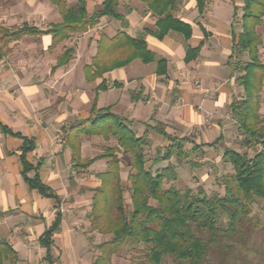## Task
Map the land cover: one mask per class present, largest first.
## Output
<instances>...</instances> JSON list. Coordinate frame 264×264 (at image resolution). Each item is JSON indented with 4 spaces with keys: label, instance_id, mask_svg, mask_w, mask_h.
Returning <instances> with one entry per match:
<instances>
[{
    "label": "crops",
    "instance_id": "crops-1",
    "mask_svg": "<svg viewBox=\"0 0 264 264\" xmlns=\"http://www.w3.org/2000/svg\"><path fill=\"white\" fill-rule=\"evenodd\" d=\"M17 1L18 8L0 13V26L11 29L28 24L43 33L15 41L10 46L12 52L4 50L0 60V242L5 241L14 253L0 264H47V248L41 239L58 216L60 225L51 238L54 264H94L91 236L96 231L91 228L89 214L93 190L101 184L97 176L106 171L107 160L99 159L81 170V164L96 157L93 152L99 143L94 140L103 138L81 136L71 144L72 125L94 116V108H107L129 120L140 132L138 136H148L146 126L158 123L167 125L172 131L168 133H176L178 138H188L198 129L199 136L188 144L199 146L210 170L220 172L226 149L235 146V151L243 152L232 141L238 121L231 112V105L245 97L239 81L243 73L231 55L235 36L243 30L245 0H206L202 6L197 0H178L172 14L188 25L192 34L186 37L170 30L163 38L156 36L158 17L144 2L120 0L122 19L101 18L87 32L74 34L82 36L74 47L70 46L74 35L54 44L53 36L44 33L63 22L56 3ZM103 3L86 0L89 16L101 10ZM66 4L73 8L78 0L74 6L69 0ZM257 32L262 38L260 54L264 18ZM120 33L146 42L154 60L134 59L95 75L97 58L106 65L124 55V49L109 44ZM102 39L105 46L99 51ZM68 49L74 50L73 58L58 67ZM189 50L197 53L190 61ZM161 60L165 63L163 74L158 73ZM240 60L246 62L249 57L243 55ZM230 114L237 128L228 125L225 118ZM260 114L264 119V86ZM206 118L214 122L212 128L204 124ZM25 140L33 145L26 154L32 168L28 176L39 175L55 197L42 195L25 180ZM74 144L80 146L77 161ZM216 180L217 176L213 182Z\"/></svg>",
    "mask_w": 264,
    "mask_h": 264
},
{
    "label": "trees",
    "instance_id": "trees-1",
    "mask_svg": "<svg viewBox=\"0 0 264 264\" xmlns=\"http://www.w3.org/2000/svg\"><path fill=\"white\" fill-rule=\"evenodd\" d=\"M51 1L60 7L63 15L61 24L44 32L53 36L54 44L74 34L87 32L103 17L122 19L118 9L120 0H104L102 9L92 16L87 12L86 0H78V4L73 8H67L66 0ZM141 1L158 17V38H163L170 30L181 32L186 37L191 36L190 27L172 14L178 0ZM197 1L202 6L206 0ZM263 18L264 0H245L241 18L243 30L235 36L231 55V59H237V68L243 73L239 81L245 92L242 100L231 105V112L237 118L238 131L243 136L242 144L246 147L261 144L262 149L252 157L231 148L225 150L223 158L233 166L234 173L226 177L223 195L220 192L210 195L203 187H199L197 192L192 189L183 192L175 186L164 188L166 181H175L178 178L176 166L170 161L175 157L182 162L189 157L190 152L185 150V144L190 142L189 138L175 137L164 128L158 127L157 132L170 144L162 155L158 154L153 159V164L169 163L153 171L146 166L148 138L138 136L129 120L114 115L110 109L94 108V116L72 125L69 140L71 144L81 136H97L106 141L113 138L117 141V147L108 148L105 153L81 164L87 169L99 159L107 160L106 171L97 176L101 184L93 190L89 218L93 231L101 235H111L112 238L98 246L100 255L94 264H112L113 255L127 243L144 246V260L136 264H163L168 256L174 257L176 264H202L208 254V244L196 231H208L212 236L226 234L228 238L233 239L250 217L252 205L261 201L264 206V119L260 114L264 62L259 54L262 38L257 32ZM41 33L43 32L38 28L28 24L14 30L0 26V45L3 43L7 46L25 35L35 36ZM109 44L124 49V55L106 65L97 58L94 64L95 75H102L127 65L134 59L140 58L146 63L154 60L146 42L133 39L125 33H120ZM99 46V51L105 46L103 39ZM1 47L0 60L4 55ZM73 54L74 50L68 49L59 59L57 66L68 64ZM194 54L197 53L189 50L187 60L190 61ZM243 55H248L249 60H240ZM164 72L165 63L161 60L158 73ZM32 149V142L25 140L22 147L23 176L31 188L37 189L44 196L55 197L51 188L41 182L39 175L34 178L28 176L32 168L26 161V154ZM199 149L200 147L195 145L193 151ZM72 150L74 160L77 161L80 157V146L74 144ZM119 153L127 156L130 162L131 170L127 180L130 183L131 205L126 203ZM152 201L157 205H152ZM222 219L225 220L226 229L221 227ZM60 221L58 216L54 226L41 239L47 248V264H54L51 238ZM13 254L5 241L0 242V263L5 256Z\"/></svg>",
    "mask_w": 264,
    "mask_h": 264
},
{
    "label": "rangeland",
    "instance_id": "rangeland-1",
    "mask_svg": "<svg viewBox=\"0 0 264 264\" xmlns=\"http://www.w3.org/2000/svg\"><path fill=\"white\" fill-rule=\"evenodd\" d=\"M76 3L77 0H69L70 6H74ZM16 7H19V2L17 0H0V13L4 12L7 8L9 12H12ZM42 25L46 26L44 23ZM10 28L14 30L16 29V26ZM81 37L82 36L74 35L70 41V46H78L77 44ZM14 43L15 41L7 46L1 43L0 46H2L1 48H3V51L5 50V53L7 54L8 52H12L10 46ZM26 45L24 47H26ZM225 119L229 123V126L237 128V123L233 115L230 114ZM204 124L212 128L214 122L211 118H206ZM146 127L147 130L150 129L148 130L150 134L146 136L149 141V145L146 147V166L147 168L156 171L157 168L165 167L169 162H162L158 165H154L153 159L158 154L162 155L165 152L166 147L170 144L165 137H162L156 131L158 130V127L166 129L167 132L172 131L167 129V125L161 123L154 124V126L147 125ZM155 127H157L156 131L154 130ZM137 134H140V132L137 131ZM192 134L188 138L196 139L197 136H199V130L195 129ZM173 135L176 136V133H173ZM234 137L235 139L232 140L234 141V144L236 142L238 144L237 147L242 148V153H246L251 157L262 149L261 144H253L250 147L244 146L245 148H243V136L239 131H234ZM102 140L103 139L94 140V142L99 143L98 148L94 149V157L105 153L108 148L117 147V141L113 138L111 139L112 142L109 143ZM233 147L236 149L235 146ZM193 148L194 145L186 143L185 150L190 152L189 157L182 162L178 161L175 157L170 161L176 166L178 178L175 181H166L164 183V188L175 186L183 192L187 189H192L194 192H197L199 187H203L210 195L214 192H220L223 195L225 193L224 184L226 182V177L234 173L233 166L224 160L222 161L223 163H220L222 166L221 169L218 168V171L220 172H213L210 170L211 167L208 163L209 161L205 160L206 156H204L202 150L193 151ZM118 155L122 160V180L125 188L126 203L131 205L130 183L127 180L128 174L131 170L129 158L122 153H119ZM224 163H228L229 165L224 166ZM79 168L83 170L81 165ZM216 176L217 180L214 183L213 179H216ZM218 183L223 185V187H217ZM151 204L157 205L155 201H152ZM221 227L226 229L224 219H222ZM196 233L205 243L208 244V254L204 258L202 264H264V206L261 201H257L252 205L250 217L245 221L244 227L241 229L240 233L233 239L228 238L226 234L212 236L208 231H196ZM111 238V235H100L98 232L92 234L91 253L94 261L100 255L98 246ZM144 255L145 250L143 245H131L130 243H127L117 254L113 255L112 264H136L137 262L144 260ZM176 263L175 258L172 256L166 257L163 262V264Z\"/></svg>",
    "mask_w": 264,
    "mask_h": 264
},
{
    "label": "built area",
    "instance_id": "built-area-1",
    "mask_svg": "<svg viewBox=\"0 0 264 264\" xmlns=\"http://www.w3.org/2000/svg\"><path fill=\"white\" fill-rule=\"evenodd\" d=\"M260 57L264 60V46L260 48ZM196 83H198V81H196Z\"/></svg>",
    "mask_w": 264,
    "mask_h": 264
}]
</instances>
